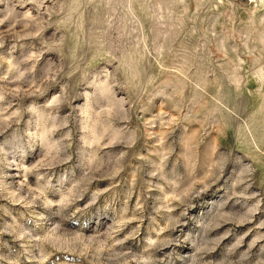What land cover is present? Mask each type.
<instances>
[{
	"label": "rangeland",
	"instance_id": "rangeland-1",
	"mask_svg": "<svg viewBox=\"0 0 264 264\" xmlns=\"http://www.w3.org/2000/svg\"><path fill=\"white\" fill-rule=\"evenodd\" d=\"M0 264H264V0H0Z\"/></svg>",
	"mask_w": 264,
	"mask_h": 264
}]
</instances>
